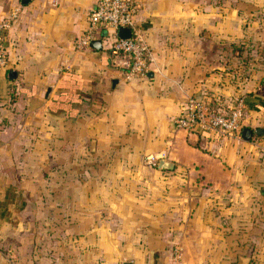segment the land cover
<instances>
[{"label": "crops", "instance_id": "0c3cea01", "mask_svg": "<svg viewBox=\"0 0 264 264\" xmlns=\"http://www.w3.org/2000/svg\"><path fill=\"white\" fill-rule=\"evenodd\" d=\"M94 1L0 0V16L20 4L2 35L0 264H264V0H136L152 61L128 81L101 41L76 47ZM197 92L242 95V128L262 131L189 143L173 118ZM162 152L172 168L139 163Z\"/></svg>", "mask_w": 264, "mask_h": 264}, {"label": "built area", "instance_id": "2783aa9c", "mask_svg": "<svg viewBox=\"0 0 264 264\" xmlns=\"http://www.w3.org/2000/svg\"><path fill=\"white\" fill-rule=\"evenodd\" d=\"M138 6L136 0H95L88 10L86 26L75 43L77 48L87 46L89 41L99 37L100 30H103L100 41L111 54L126 60V68L120 72L121 78L126 81L146 76L152 61L151 50L136 23ZM19 8L18 3L6 15L0 16V67L4 66L6 59L2 46L3 31L16 19ZM120 27L129 29L128 36L117 35ZM212 100L206 98L203 92L186 96L181 112L173 118L175 128L186 133L214 131L231 138H240L245 108L244 97L238 95L229 104L218 103V106H215ZM154 159L157 161V157Z\"/></svg>", "mask_w": 264, "mask_h": 264}, {"label": "water", "instance_id": "95a60500", "mask_svg": "<svg viewBox=\"0 0 264 264\" xmlns=\"http://www.w3.org/2000/svg\"><path fill=\"white\" fill-rule=\"evenodd\" d=\"M22 2H26L27 0H21ZM129 34V29L126 28V27H120L118 28L117 30V35L119 37H125V36H128ZM89 46L91 47H94V48H100V40L99 39H92L89 41L88 43ZM262 130L260 128H254V129H250L248 127H243L241 129V137L243 139H249L250 136L252 134H255V133H258V132H261ZM196 140H197V133L194 132V131H191V132H188L187 133V141L191 144H195L196 143ZM156 166L158 168H172L173 166V163L171 161H168V160H163V159H158L157 162H156Z\"/></svg>", "mask_w": 264, "mask_h": 264}, {"label": "rangeland", "instance_id": "374dc122", "mask_svg": "<svg viewBox=\"0 0 264 264\" xmlns=\"http://www.w3.org/2000/svg\"><path fill=\"white\" fill-rule=\"evenodd\" d=\"M253 20H257V19H252V21ZM255 21H253V22H251V24H249V26L250 27H252V23H253V26H255V23H254ZM246 23L244 22L243 23V27H246ZM262 39V38H261ZM239 67V66H238ZM263 66H261V68H262ZM248 68H249V71H250V67L248 66ZM261 70H264V69H261ZM239 72H241V69H239ZM238 73V72H237ZM164 153L162 152V153H156V154H153V153H149V154H146L145 156H143V158H142V161L141 162H139V163H141V164H145L146 166H148V167H151V166H155V163H156V159H154V158H159L161 155H163ZM131 164H128L127 162H123L122 163V169H134L133 167L134 166H130Z\"/></svg>", "mask_w": 264, "mask_h": 264}, {"label": "trees", "instance_id": "16d2710c", "mask_svg": "<svg viewBox=\"0 0 264 264\" xmlns=\"http://www.w3.org/2000/svg\"><path fill=\"white\" fill-rule=\"evenodd\" d=\"M243 44V42H237L236 44H234L233 46H232V48H231V51H232V53L234 54V55H236L237 56V58L239 59V61H240V63H241V65L239 64V67L240 68H244L245 69V67L246 66H243V63L242 62H246V60L244 59V61H242V48H240L239 46L240 45H242ZM245 56V55H244ZM247 69V68H246ZM233 98H230L229 99V101L228 102H225L223 105H227V104H229L230 102H231V100H232ZM216 100V99H215ZM212 103L215 105V106H218L219 104L216 102V101H214V99L212 100ZM243 113H244V115H245V108H244V110H243Z\"/></svg>", "mask_w": 264, "mask_h": 264}]
</instances>
